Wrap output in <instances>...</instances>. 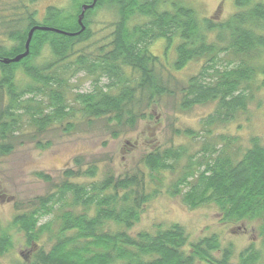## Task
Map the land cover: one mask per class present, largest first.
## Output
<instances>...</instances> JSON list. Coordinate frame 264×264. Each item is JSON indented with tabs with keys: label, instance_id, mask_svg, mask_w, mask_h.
<instances>
[{
	"label": "trees",
	"instance_id": "obj_1",
	"mask_svg": "<svg viewBox=\"0 0 264 264\" xmlns=\"http://www.w3.org/2000/svg\"><path fill=\"white\" fill-rule=\"evenodd\" d=\"M236 1L241 10L225 22H216L200 19L194 8L180 0H98L97 10L105 4H116L121 10L109 54L101 52L102 56L92 62L89 57H82L68 63L75 44L88 40L90 32L85 30L71 37L37 31L29 56L5 65L3 59L25 52L33 27L71 34L81 31L78 16L82 4L74 13L48 7L40 23L35 12L25 13L29 6L22 2L24 24L14 29L8 22V40L14 45H0V93H5L9 102L3 114L0 112L1 140L19 133L24 117H29L42 132L57 123L72 128L79 116L87 121L104 119L135 127L146 119L144 105L168 94L165 83L154 72L159 58L149 51L162 40L166 58L167 51L176 46L172 62L175 73L185 70L191 62L203 61L200 74L181 88L178 110L216 104L212 116L202 122L204 134L193 130L184 134L192 142L200 139V148L171 146L145 157L144 167L151 172L156 188L147 195L140 194L141 186L144 191L147 189L136 175L80 184L71 179L96 177V166L77 173L66 171L65 180L55 185L54 191L39 198L29 212L15 220L28 244L49 247L40 249L35 264H262L261 253L254 246L240 252L234 263L233 249H221L218 235L190 243L185 229L177 224L152 233L130 234L140 222L143 206L161 193L169 177V195L179 198L189 210L213 205L220 211L223 223L256 220L264 240V150L255 143L243 156L228 153L230 142L218 131L221 125L248 113L247 100L254 101V80H260V87H264V62L259 60L264 54V4L258 0ZM136 17L146 22L131 28L129 22ZM213 35L216 39L211 41ZM45 47L56 62L43 68L32 65ZM73 66L76 68L72 70ZM20 68L34 81L24 89H19L15 80ZM129 70L138 73L133 75L140 76L139 80L128 79ZM81 71H86L91 79L93 91L89 93L72 91L71 80ZM10 149L6 142L0 145L2 154L10 153ZM76 165L80 166L78 161ZM39 177L52 184L49 176ZM44 217H51L49 223L40 224ZM10 248L8 236L3 235L0 257ZM218 251L221 255L215 258L213 253Z\"/></svg>",
	"mask_w": 264,
	"mask_h": 264
},
{
	"label": "rangeland",
	"instance_id": "obj_2",
	"mask_svg": "<svg viewBox=\"0 0 264 264\" xmlns=\"http://www.w3.org/2000/svg\"><path fill=\"white\" fill-rule=\"evenodd\" d=\"M89 1L0 0V45L6 47L14 45L8 40L10 33L8 22H11L14 29L24 24L22 2L29 6L28 12L25 11V13L35 12L36 19L42 23L48 7L74 13L78 5ZM180 1L194 8L200 19H214L216 22H225L241 10L237 7L236 0ZM258 1L264 4V0ZM120 11V7L116 4H105L98 10L93 9V14L89 18L91 36L88 40L78 41L75 44L67 62L74 63L82 57H89V61L92 62L91 59L94 61L102 56L101 52L104 55L109 54L113 48L112 35L121 20ZM144 22L146 20L142 17H136L129 22V26L132 28ZM215 39L216 36L213 35L211 41ZM175 49L176 46L173 50L167 51L166 58V47L163 40L150 47V53L159 58L155 63L157 70L154 72L165 83L168 94L155 98L147 106L145 104L142 112L146 119L137 122L135 127L111 124L104 119L87 121L79 116L74 120L72 128H67L66 124L57 123L42 132L31 123L29 117H24L21 119L22 122L20 121L19 133L6 140L0 139V145L6 142L12 147L10 153H0V238L3 235L8 236L11 245L9 251L0 257V264H35L40 249L43 247L44 251L49 248L44 244H28L25 233L15 225V220L19 215L29 212L31 207L37 204L39 198L54 191L55 185L65 180L66 171L74 170L77 173L96 166V177L71 179L72 182L80 184L99 182L108 177L124 178L126 175H136L140 177L142 184L145 183L147 190L144 191L142 186L140 188V194L144 196L156 190L150 178L151 172L144 167L143 160L149 153L180 145L193 147L195 150L199 145L200 148L203 144L200 139L192 142L184 134L186 130L204 134L205 127L202 122L210 115L212 116L216 104L196 105L188 111L178 110L177 105L182 100L181 88L188 83L190 78L200 74L203 61L191 62L185 70L175 73L172 69ZM259 60L264 62V54ZM55 62L56 59L51 51L45 47L40 56L31 64L43 68ZM74 68L76 67L73 66L72 70ZM22 72L23 69L20 68L16 73L15 80L19 89L31 86L34 82ZM86 73V71H81L72 78L73 92L93 91L91 79ZM133 74L138 73L129 70L126 77L139 80L140 76ZM259 84L260 80H254L256 91L252 92L254 101L252 102L249 98L247 100L249 101L248 113L240 114L236 120L219 127V134L224 135L225 139L230 142V146L227 147L228 153H238L243 156L252 149L255 143H258L264 150V87H260ZM257 87L259 89H256ZM4 95L5 93H0L1 114L9 104L8 97ZM1 121L0 119V123ZM114 134L117 138L113 136ZM77 161L80 166L76 165ZM39 174L49 176L52 184L43 181ZM169 181L168 177V180L166 179L163 183L161 193L143 206L140 222L132 228L131 235H137L141 231L152 233L158 228H168L177 224L185 229L190 243L218 235L221 249L227 247L233 249L234 263L240 252L254 246L261 253L262 264H264V240L259 235L258 221L246 220L238 224L223 223L220 211L213 205L202 206L191 211L179 198L169 195ZM50 219L51 217H44L40 224L49 223ZM42 237L45 238L46 235ZM220 252L213 253L215 258L220 257Z\"/></svg>",
	"mask_w": 264,
	"mask_h": 264
},
{
	"label": "water",
	"instance_id": "obj_3",
	"mask_svg": "<svg viewBox=\"0 0 264 264\" xmlns=\"http://www.w3.org/2000/svg\"><path fill=\"white\" fill-rule=\"evenodd\" d=\"M98 0H93L92 4H85L82 6V13L79 16V24L81 25V31L75 34H71V33H67V32H63L57 29H52V28H47V27H42V26H36L33 27L29 33H28V38L25 44V52L23 54L18 55L17 57L13 58V59H3L2 63L5 65H9V64H13V63H19L21 62L23 59L27 58L30 54V44L33 38V35L35 32L40 31V32H53V33H57V34H61V35H66V36H76V35H80L81 33H83L86 30V27L83 25V18L85 15V12L87 10H91L93 8H95L96 4H97Z\"/></svg>",
	"mask_w": 264,
	"mask_h": 264
},
{
	"label": "flooded vegetation",
	"instance_id": "obj_4",
	"mask_svg": "<svg viewBox=\"0 0 264 264\" xmlns=\"http://www.w3.org/2000/svg\"><path fill=\"white\" fill-rule=\"evenodd\" d=\"M92 3V0L91 1H89V2H87V3H84V4H82V6L83 5H85V4H91ZM97 4H98V2H97ZM97 4H96V6H97ZM100 4V3H99ZM96 6H95V8H93L94 10H96L97 8H96ZM101 6H99V8H100ZM93 9H91V10H87L86 12H85V16H84V20H85V18L87 19V16H88V20H86V22H84V20H83V25L86 27V30L87 31H89L90 32V36H91V31H90V24H89V18H90V16L91 15H89L91 12H93ZM81 11H82V7H81ZM89 12V14H87ZM87 14V15H86ZM80 15V14H79ZM79 17V16H78ZM79 20V19H78ZM78 26L80 27V29H81V25L79 24V22H78ZM78 32V31H77Z\"/></svg>",
	"mask_w": 264,
	"mask_h": 264
}]
</instances>
